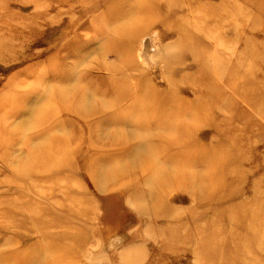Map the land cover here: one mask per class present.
I'll return each instance as SVG.
<instances>
[{
  "label": "rangeland",
  "instance_id": "1",
  "mask_svg": "<svg viewBox=\"0 0 264 264\" xmlns=\"http://www.w3.org/2000/svg\"><path fill=\"white\" fill-rule=\"evenodd\" d=\"M140 83L171 106L133 112ZM164 117L174 131L142 126ZM61 137L64 169L30 172ZM95 168L131 179L105 189ZM0 259L264 264V0H0Z\"/></svg>",
  "mask_w": 264,
  "mask_h": 264
},
{
  "label": "bare ground",
  "instance_id": "2",
  "mask_svg": "<svg viewBox=\"0 0 264 264\" xmlns=\"http://www.w3.org/2000/svg\"><path fill=\"white\" fill-rule=\"evenodd\" d=\"M159 7L155 4V3H151V6L149 7H141L139 9V12L140 13V17H137L138 20L137 22H131L130 24H123V26L121 27V31L125 32L126 34H130L135 28H137V25L139 24H143V23H149L151 24L152 21H155L156 19V16H155V9ZM127 10H123L120 12V14H125ZM137 30V29H136ZM122 43H125V41H123ZM123 45V44H122ZM189 67V66H188ZM108 73V72H107ZM137 85V84H136ZM140 89V93L141 94V98H140V101L138 102V105H136L135 107H131L133 108L132 111L133 112H138L139 114L143 113V114H146V113H151V112H154V110H158L160 109V107H164L165 105L164 104H161L159 102H154L155 100H157L158 98H160L162 96V93L157 90V89H150L148 85H145L143 83H140L139 86H138ZM47 97V96H46ZM58 99H63V95H57L56 96ZM67 96L65 95V98ZM50 101V98H46L45 99V103L44 104H49ZM41 104V101L39 102ZM171 106V104H168V106ZM168 106L166 107V109L168 108ZM47 107H49V105H47ZM78 109L76 108L75 111H76V115L77 117L79 118H84L85 117H89L90 115L92 116L94 114V109L88 105L85 104V102L83 104H77ZM164 107V108H165ZM31 110V109H30ZM29 110V112H30ZM206 111V110H205ZM158 112V111H157ZM41 119L39 120L38 123H40V125L42 124V126L46 127V122L47 121L46 119H48L50 117V113L48 112L47 113V108L46 107H42L41 109L38 110V112ZM138 115V114H137ZM189 116V115H188ZM193 116V115H192ZM190 118H192L191 116H189ZM194 117V116H193ZM26 118V117H25ZM24 118V119H25ZM28 118V117H27ZM26 118V119H27ZM168 118L167 117H164L162 118V122H155V123H150L151 125H148L147 123L143 122L142 123V126L145 127V128H151V127H154V129H159V130H167V131H174V126H172L170 123L172 120H167ZM167 121H169V123L167 124ZM174 121V120H173ZM16 122V121H15ZM25 122V120H24ZM125 122H121L120 123V126H123ZM28 125V124H27ZM27 127V126H26ZM90 131H94L93 129H89ZM131 130V128H130ZM129 131V129H128ZM127 131V132H128ZM133 133V132H132ZM129 134L127 133V137L122 141V142H126L127 140H134L133 137H136V136H132L133 134ZM136 133V132H135ZM141 133V132H140ZM144 133V132H143ZM181 133V132H180ZM92 136H87V142H92L94 140V137L93 136H96L95 133H92L91 134ZM140 135V134H139ZM178 136H176L175 138L173 139H169V141L172 143V144H177L178 142H181V139H182V136L184 135V131H183V134L182 136H180L181 134H177ZM143 137V136H142ZM81 136L79 137L78 141L80 142L81 141ZM23 139V138H22ZM44 139V138H43ZM139 139V138H138ZM136 140V138H135ZM134 140V141H135ZM159 141V140H158ZM133 142V141H132ZM151 140H148L146 141L145 143H143V146H149L151 145L150 144ZM160 143H162L161 141H159ZM51 144H49L47 142V139H44V141L42 142L41 145L39 146H35V147H30L31 151H30V155H31V159L33 160L32 163H35L33 168L30 170V172L32 173H36V174H39V173H43V172H50V173H57V172H60L61 170L64 169V165L66 164V160H65V157L64 155L66 153H69L72 152L70 151V148L68 147V142L67 140H65L64 137H61L59 139H56V140H51L50 141ZM141 143V142H140ZM142 146V147H143ZM136 148V147H135ZM140 150L143 149V148H139ZM145 149V148H144ZM143 149V150H144ZM137 150V148H136ZM139 150V151H140ZM142 150V151H143ZM135 151V149H134ZM141 151V152H142ZM145 151V150H144ZM143 151V152H144ZM156 151V150H155ZM154 152V150H153ZM139 154V152L137 153ZM156 154V153H155ZM153 153V155H155ZM134 155H135V152H134ZM143 155V154H142ZM146 155V154H145ZM152 155V156H153ZM151 156V158H152ZM134 157V156H133ZM136 157V156H135ZM134 157V158H135ZM140 158V156L137 155V158ZM143 157V156H142ZM154 157V156H153ZM160 157V156H159ZM155 158H157L155 156ZM136 159V158H135ZM137 160V159H136ZM145 160H147V156H145ZM156 160V159H155ZM159 161V160H158ZM154 163V158L153 160H148V161H144L141 163L135 161L134 159H132L131 162H127L125 164V167L128 169L129 172L131 173H137V174H142L143 172H147L149 170H152V173L154 172V169H153V164ZM157 163V162H156ZM161 163V161L159 162V164ZM152 165V166H151ZM156 166V165H155ZM160 169H163L162 167H160ZM99 170L100 168H95L93 169L92 171H90V173L92 174H97V178H96V184L101 186V187H104L105 189H113L114 186H119L120 184H124V182H128L130 179H131V175L130 174H125L126 177L123 178L122 180L118 181L121 177H123V175H118V174H109L108 172H102L103 176L101 178V175L99 173ZM181 170V169H180ZM179 170V171H180ZM163 171V170H162ZM155 173V172H154ZM182 173V172H181ZM149 175V174H148ZM151 175V174H150ZM186 175V174H185ZM153 177V176H152ZM173 177V176H172ZM155 178V177H154ZM161 178V177H160ZM157 179V178H155ZM177 179V178H176ZM197 179V178H196ZM159 180V179H158ZM165 180V179H164ZM170 180V179H169ZM150 181V180H149ZM199 181V180H198ZM146 182V180H145ZM165 182V181H164ZM171 182V181H170ZM202 183V181H200ZM166 183V182H165ZM159 184V183H158ZM196 184V183H195ZM199 184V183H198ZM125 185V184H124ZM145 185V184H144ZM169 186V185H168ZM146 187V186H145ZM198 187V186H197ZM169 188V187H168ZM200 188V187H198ZM170 189V188H169ZM153 191V189H152ZM158 191V190H157ZM160 191V190H159ZM165 192L164 190H161L160 192ZM154 192H156L154 190ZM145 193V191H144ZM150 193V192H149ZM153 192H151L152 194ZM147 194V192L145 193ZM139 195H142V194H139ZM149 196H151L149 194ZM159 197V196H158ZM147 198V196H146ZM162 199V198H161ZM160 203V202H159ZM161 204V203H160ZM2 259V257H1ZM0 259V260H1ZM30 260V259H29ZM18 264V263H17ZM24 264H34L31 262H25Z\"/></svg>",
  "mask_w": 264,
  "mask_h": 264
}]
</instances>
